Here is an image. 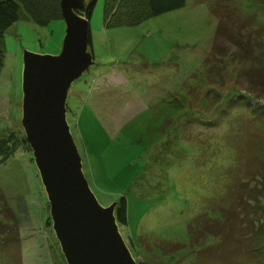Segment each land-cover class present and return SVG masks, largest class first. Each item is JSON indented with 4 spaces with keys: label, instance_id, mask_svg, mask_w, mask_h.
I'll return each mask as SVG.
<instances>
[{
    "label": "rangeland",
    "instance_id": "1",
    "mask_svg": "<svg viewBox=\"0 0 264 264\" xmlns=\"http://www.w3.org/2000/svg\"><path fill=\"white\" fill-rule=\"evenodd\" d=\"M213 1L187 0L182 9L110 27L103 22L104 0H98L90 21L97 59L69 91L67 120L84 174L103 206L129 199L127 223L118 225L138 264H192L220 238L214 234L220 224L206 232L200 214L217 215L234 202L241 184L254 186L258 170L246 168L247 113L243 108L232 116L222 106L243 91L235 79L239 65L202 63L217 24L209 12ZM235 1L264 24V0ZM18 15L4 33V47L0 42V137L12 131L24 136V51L56 55L65 35L62 12L45 25L22 4ZM117 84L127 91L115 93ZM256 100L255 108L264 105V97ZM171 105L180 109L163 118ZM215 115L217 125H210ZM241 194L240 220L248 209ZM49 212L32 152L19 147L0 165V264H66ZM191 226L204 230L203 238H190ZM16 233L19 258L10 241Z\"/></svg>",
    "mask_w": 264,
    "mask_h": 264
},
{
    "label": "trees",
    "instance_id": "2",
    "mask_svg": "<svg viewBox=\"0 0 264 264\" xmlns=\"http://www.w3.org/2000/svg\"><path fill=\"white\" fill-rule=\"evenodd\" d=\"M60 1L0 0V42L3 47L4 33L19 19L20 4L35 23L45 25L61 17ZM85 1V8L78 12L90 22L98 0ZM186 5L187 0H104L103 22L110 27L133 26L148 17L179 10ZM209 12L216 19L217 24L209 54L202 63L204 66L217 63L223 68L239 65L235 79L243 91H234L228 103L222 106L223 111L227 113L231 111L232 116L242 114L244 110L247 113L244 125H247L246 130L251 144L247 149L246 168L251 170L255 167L258 171L251 180L254 186L250 187L245 182L237 190L238 197L242 196L241 193L247 195L248 209L241 220L237 218L239 211L237 196L228 208L219 209L217 215L200 214L205 225L208 226L206 232L210 231L209 227L220 224V228L214 232L220 235V238L209 248L201 250L202 253H197L198 256L194 258L192 264H264V205L262 204L264 199V105L259 104L256 108L252 106V103L257 101L256 99L264 97V24L257 20L255 12H243L235 0L213 1L209 5ZM262 16L264 15L260 17ZM89 36L88 43L93 50L91 31ZM96 59L94 54V61ZM178 106L182 107V104L178 103ZM171 108H174L172 113L169 111ZM168 109L169 113L163 115V118L167 116L170 120L175 115L172 116L173 112L180 108L171 105ZM215 117L217 115L211 116L210 125L215 121ZM215 124L217 125V120L213 125ZM22 146L26 147L28 144L24 136L15 131L0 137V165L12 158ZM247 178L248 174L244 179L247 180ZM128 200L127 197L122 196L116 201L118 223H127ZM251 214H253L252 217ZM237 220L240 222L237 223ZM198 227H190V238H203L206 232ZM10 239L12 245L16 246V257L19 258V234H14ZM164 243L165 241H161L159 245L164 246ZM202 254H208V256L205 257Z\"/></svg>",
    "mask_w": 264,
    "mask_h": 264
},
{
    "label": "water",
    "instance_id": "3",
    "mask_svg": "<svg viewBox=\"0 0 264 264\" xmlns=\"http://www.w3.org/2000/svg\"><path fill=\"white\" fill-rule=\"evenodd\" d=\"M65 35L56 55L24 51L21 126L47 194L55 237L66 264H138L116 219L83 171L67 120L69 91L95 63L85 0H61Z\"/></svg>",
    "mask_w": 264,
    "mask_h": 264
},
{
    "label": "crops",
    "instance_id": "4",
    "mask_svg": "<svg viewBox=\"0 0 264 264\" xmlns=\"http://www.w3.org/2000/svg\"><path fill=\"white\" fill-rule=\"evenodd\" d=\"M95 43H94V41H93V39H92V46L94 45ZM114 91H115V93H118V92H121V93H123V92H126L127 91V88L124 86V84L123 85H120V84H117L116 85V87L114 88ZM128 98L126 99L125 98V100L126 101H131V99L129 98V96H127ZM114 102H119L118 104H121L120 102H121V100H114ZM127 103V102H126Z\"/></svg>",
    "mask_w": 264,
    "mask_h": 264
}]
</instances>
